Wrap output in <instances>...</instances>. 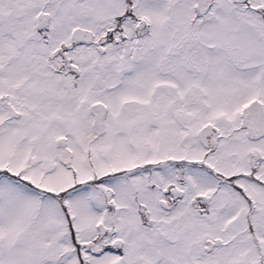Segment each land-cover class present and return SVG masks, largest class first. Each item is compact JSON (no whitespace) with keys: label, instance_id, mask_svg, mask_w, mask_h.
Instances as JSON below:
<instances>
[{"label":"snow or ice","instance_id":"obj_1","mask_svg":"<svg viewBox=\"0 0 264 264\" xmlns=\"http://www.w3.org/2000/svg\"><path fill=\"white\" fill-rule=\"evenodd\" d=\"M0 264H264V0H0Z\"/></svg>","mask_w":264,"mask_h":264}]
</instances>
